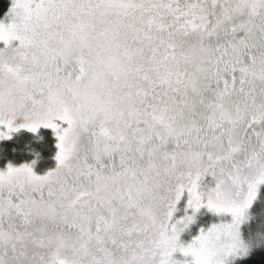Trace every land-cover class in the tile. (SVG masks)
Masks as SVG:
<instances>
[{
  "label": "snow or ice",
  "instance_id": "1",
  "mask_svg": "<svg viewBox=\"0 0 264 264\" xmlns=\"http://www.w3.org/2000/svg\"><path fill=\"white\" fill-rule=\"evenodd\" d=\"M0 44V139L58 149L0 170V264H221L264 184V0H12ZM185 195L231 222L185 246Z\"/></svg>",
  "mask_w": 264,
  "mask_h": 264
},
{
  "label": "trees",
  "instance_id": "2",
  "mask_svg": "<svg viewBox=\"0 0 264 264\" xmlns=\"http://www.w3.org/2000/svg\"><path fill=\"white\" fill-rule=\"evenodd\" d=\"M11 3L12 0H0V19L4 18ZM30 149H34L39 155L36 156ZM57 150V137L50 129L42 128L36 134L19 130L14 132L11 138L0 142V168L8 163L35 162L40 172L53 169L57 163L55 160ZM262 209H264V186L252 209L253 218L264 217V213L261 214ZM233 264H264V244L254 247L247 258Z\"/></svg>",
  "mask_w": 264,
  "mask_h": 264
},
{
  "label": "rangeland",
  "instance_id": "3",
  "mask_svg": "<svg viewBox=\"0 0 264 264\" xmlns=\"http://www.w3.org/2000/svg\"><path fill=\"white\" fill-rule=\"evenodd\" d=\"M14 43H18V42H14ZM0 46H2V44H0ZM15 123L16 124L23 123L22 117H18L17 118V121ZM42 128H45V127L41 126L37 130L36 133H39V131ZM48 129H50L51 131H53L51 128H48ZM0 130H2V128H0ZM19 130H24V131L31 132V131H29L28 129H25V128H20ZM13 133H11V136L13 135ZM31 133H33V132H31ZM53 133H54V131H53ZM6 139H8V138L0 139V142L3 141V140H6ZM11 164L14 165V166H19V165H22V164H25V163H21V164L11 163ZM28 164H32L33 170H34V172L36 174H44L46 171H48V170L41 171V172L38 171L37 168H36V163L35 162H28ZM6 166L0 168V170L5 169ZM214 186H215L214 180L210 176H206L204 178V180L201 181L200 189L199 190L201 192L207 194L211 189L214 188ZM263 186H264V184L258 185L256 197L252 201V203L250 205V208H249V212L251 214H252V209H253L256 201L258 200V198L260 196V193L262 191ZM245 192H246V188H245ZM187 201H188V197H187V195H185L177 203V205H176V211L174 213V220H179L181 217H183L185 215H193V209H191V208L188 207ZM263 213H264V209L261 210V214H263ZM231 219L232 218H231V215L230 214H216L215 212L209 210L207 207H201L198 211L195 212L194 220L188 225V227L182 233H180V237H179L180 238V241L186 246L187 244L191 243L192 240L196 236L199 235V233H200V231L202 229L203 230H207L213 223H218V222H221V221L231 222ZM245 229H246V234H245ZM240 230H241L242 235L244 237H246V238H248L250 236V234H254V233H257V232H264V217H258V218L256 217V218H253V220L251 219L247 223H242ZM174 257L176 259H178V260H184V259L192 260V258L190 256L185 257L179 251H177L176 253H174ZM238 260H241V259H232V258H229L228 264H233V263H235Z\"/></svg>",
  "mask_w": 264,
  "mask_h": 264
},
{
  "label": "clouds",
  "instance_id": "4",
  "mask_svg": "<svg viewBox=\"0 0 264 264\" xmlns=\"http://www.w3.org/2000/svg\"><path fill=\"white\" fill-rule=\"evenodd\" d=\"M40 139H42V138H40ZM30 151H32L36 156L39 155V153L35 152L34 149H30ZM249 208H250V206L247 207L244 210L243 215L240 218L239 223L237 224L236 240H235L234 249L227 255L221 253V254H219L217 256V259L219 261H221V264H228L229 258H232V259H243V258H246L250 254L251 250L254 247H258L261 244H264V232H257V233H254V234H250V236L247 239L241 233V230H240L241 229V224L242 223H247L251 219H253V215L249 212ZM193 216L195 217V213L193 214ZM193 220H194V218H193ZM190 223H188L186 225H184V224L179 225L178 227L180 229V233H182L188 227V225ZM180 243H182V242L180 241ZM185 257H188V256H185ZM171 260H172L173 264H192V260H187V259L178 260V259H176L174 257V253H173L172 257H171Z\"/></svg>",
  "mask_w": 264,
  "mask_h": 264
}]
</instances>
